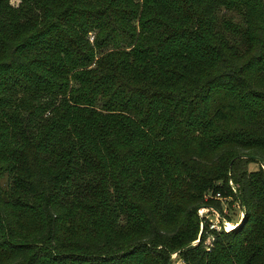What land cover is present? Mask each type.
Here are the masks:
<instances>
[{"label":"trees","instance_id":"1","mask_svg":"<svg viewBox=\"0 0 264 264\" xmlns=\"http://www.w3.org/2000/svg\"><path fill=\"white\" fill-rule=\"evenodd\" d=\"M263 168L264 0H0V264H264Z\"/></svg>","mask_w":264,"mask_h":264},{"label":"built area","instance_id":"2","mask_svg":"<svg viewBox=\"0 0 264 264\" xmlns=\"http://www.w3.org/2000/svg\"><path fill=\"white\" fill-rule=\"evenodd\" d=\"M90 40V39H89ZM229 187L231 190L234 189V186L228 182ZM214 199H217L221 203V213H219L217 210L210 208V207H199L196 210V213L198 217L201 220L200 223V229H201V224L205 223L206 224V231L208 232L207 237L205 239V244L206 246L209 245L210 240L212 239V236L210 232L215 231L218 232L220 230L226 231V228L224 226V223L227 222L224 219L223 215V209H224V200L218 193H214L212 196ZM239 208V216L241 215V207L238 205ZM229 222V221H228ZM231 223V222H230ZM196 240L191 242V245L195 244ZM171 256V255H170ZM173 256V254H172ZM171 258V257H170Z\"/></svg>","mask_w":264,"mask_h":264},{"label":"rangeland","instance_id":"3","mask_svg":"<svg viewBox=\"0 0 264 264\" xmlns=\"http://www.w3.org/2000/svg\"><path fill=\"white\" fill-rule=\"evenodd\" d=\"M248 166L251 169H254L256 167L255 165H252V164H249ZM226 201H229V198ZM226 203H224V209H223L224 216L223 217L225 221H227L228 225L230 224L231 226H236L234 221H238V219L240 218L238 205L236 204L235 201H231L229 205ZM170 257H171L170 259L172 260L171 264H181V260L175 258L174 255L173 256L171 255Z\"/></svg>","mask_w":264,"mask_h":264},{"label":"bare ground","instance_id":"4","mask_svg":"<svg viewBox=\"0 0 264 264\" xmlns=\"http://www.w3.org/2000/svg\"><path fill=\"white\" fill-rule=\"evenodd\" d=\"M240 216H241V215H240ZM224 226H225V228H226V231H227L228 229H230V228H234V227H235V226H231L230 224L228 225L227 222L224 223Z\"/></svg>","mask_w":264,"mask_h":264},{"label":"water","instance_id":"5","mask_svg":"<svg viewBox=\"0 0 264 264\" xmlns=\"http://www.w3.org/2000/svg\"><path fill=\"white\" fill-rule=\"evenodd\" d=\"M250 158H252V159H256V158H255V157H253V156H252V157H250ZM257 161H258V163H260V159H258V158H257ZM263 169H264V168H263ZM240 207H241V206H240Z\"/></svg>","mask_w":264,"mask_h":264}]
</instances>
